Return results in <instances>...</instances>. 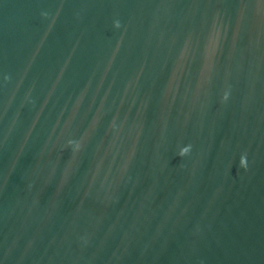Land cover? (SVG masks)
Masks as SVG:
<instances>
[{"label": "water", "instance_id": "95a60500", "mask_svg": "<svg viewBox=\"0 0 264 264\" xmlns=\"http://www.w3.org/2000/svg\"><path fill=\"white\" fill-rule=\"evenodd\" d=\"M0 264H264V0H0Z\"/></svg>", "mask_w": 264, "mask_h": 264}, {"label": "clouds", "instance_id": "9594fccd", "mask_svg": "<svg viewBox=\"0 0 264 264\" xmlns=\"http://www.w3.org/2000/svg\"><path fill=\"white\" fill-rule=\"evenodd\" d=\"M189 148H191V146H189ZM190 151H185V150H181L180 151V153H179V155L181 156V157H183L184 155H187L188 153H189ZM245 157V156H244ZM244 157H242V159H241V161H243L244 160ZM243 166H247V164H243V163H241Z\"/></svg>", "mask_w": 264, "mask_h": 264}]
</instances>
